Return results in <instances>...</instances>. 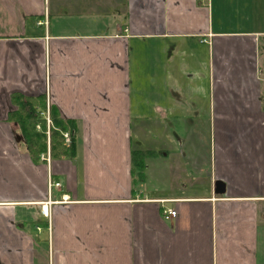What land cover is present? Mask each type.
<instances>
[{
	"label": "crops",
	"instance_id": "obj_1",
	"mask_svg": "<svg viewBox=\"0 0 264 264\" xmlns=\"http://www.w3.org/2000/svg\"><path fill=\"white\" fill-rule=\"evenodd\" d=\"M0 264H264V0H0Z\"/></svg>",
	"mask_w": 264,
	"mask_h": 264
},
{
	"label": "trees",
	"instance_id": "obj_2",
	"mask_svg": "<svg viewBox=\"0 0 264 264\" xmlns=\"http://www.w3.org/2000/svg\"><path fill=\"white\" fill-rule=\"evenodd\" d=\"M11 102L15 109L8 113L7 119L15 122L34 159L46 151L47 142L51 157H71L73 155L74 123L62 119L52 106L49 107V136L46 135V122L42 112L46 111L45 100L42 97L24 98L12 94ZM38 126V128H37ZM68 132L70 143L66 144L62 136ZM148 152H132L131 162L138 176L143 174L144 157Z\"/></svg>",
	"mask_w": 264,
	"mask_h": 264
},
{
	"label": "built area",
	"instance_id": "obj_3",
	"mask_svg": "<svg viewBox=\"0 0 264 264\" xmlns=\"http://www.w3.org/2000/svg\"><path fill=\"white\" fill-rule=\"evenodd\" d=\"M45 122H46V135H47V137L49 136V127H50V120L48 119V116L46 115V117H45ZM37 128H38V126H37ZM62 136H63V138H64V142L66 143V144H69L70 143V136H69V133L68 132H63L62 133ZM40 159L41 160H48L49 159V151H48V149H47V151L45 152V153H42L41 155H40ZM60 184H59V182H53L52 180H49V183H48V187L49 188H51V187H58ZM47 205H49L48 203H46V206H42V213L44 214V215H47V213H48V210H47V212H46V210L44 209V208H47L48 209V207H47ZM176 216V211L174 210V209H172V208H166L164 211H163V217L165 218V219H168V218H173V217H175Z\"/></svg>",
	"mask_w": 264,
	"mask_h": 264
},
{
	"label": "water",
	"instance_id": "obj_4",
	"mask_svg": "<svg viewBox=\"0 0 264 264\" xmlns=\"http://www.w3.org/2000/svg\"><path fill=\"white\" fill-rule=\"evenodd\" d=\"M224 191H225V184L223 183V181L217 180L215 182L214 192L216 194H222V193H224Z\"/></svg>",
	"mask_w": 264,
	"mask_h": 264
},
{
	"label": "rangeland",
	"instance_id": "obj_5",
	"mask_svg": "<svg viewBox=\"0 0 264 264\" xmlns=\"http://www.w3.org/2000/svg\"><path fill=\"white\" fill-rule=\"evenodd\" d=\"M203 70H206L204 65H203ZM204 76H205V73L202 72V73L200 74V77H199V78L201 79V84H200V85L202 86V88H203L204 85H205L204 82H203L204 79H205ZM189 80H190L189 78H186V81H187V87L190 85V83L188 82ZM188 94H189V92H188ZM188 94H187V96H188ZM203 94H204V93H203ZM46 150H47V148H46Z\"/></svg>",
	"mask_w": 264,
	"mask_h": 264
}]
</instances>
